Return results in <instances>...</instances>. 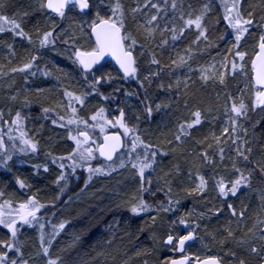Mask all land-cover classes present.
<instances>
[{
    "label": "rangeland",
    "instance_id": "rangeland-1",
    "mask_svg": "<svg viewBox=\"0 0 264 264\" xmlns=\"http://www.w3.org/2000/svg\"><path fill=\"white\" fill-rule=\"evenodd\" d=\"M45 1L0 0V15L7 16L10 20L15 19L28 34L27 37L18 36L11 30L10 25L4 32H0V139H2L0 166L14 161L18 167L31 164L46 170L52 163L53 168L57 170L49 173L53 174L51 177L53 188L51 194L40 193L42 204L59 200L64 192H68L72 186L79 183L80 175L83 176L84 182L82 181L81 187L76 190L75 196L68 198L52 216L50 221H57L55 225L69 221L74 206L84 201L100 203L104 207L102 210L110 207L114 210H125L132 204H138L141 199L144 200L145 191L142 188L147 189L146 191L154 197L164 198L165 200L159 201L158 206L149 208L146 213L156 230L154 237L156 244H161L162 251L168 254L165 260L161 259L157 264H167L176 256L174 247L164 244L169 235L174 236L176 240L191 231L197 237L195 244L187 250V254L191 255L193 260L215 256L229 263L239 261L238 259L241 258L245 264H261L264 261V239H261L264 237L262 231L264 159L261 155L264 148L259 135L262 132L260 124H264L262 121L264 105L262 107L257 105L256 94L261 89L254 84L251 66L260 38L255 47L250 46L251 41L247 42L246 38L254 30L260 31L261 35L264 34V20L261 19L264 17V0L259 4H256L255 0H242L240 4L242 18L251 19L253 23L248 26L249 30L243 34L238 46L236 43L230 45L227 40L217 48L215 46L204 49L201 42H196L190 50L176 46L171 49L172 54L166 55L168 56L166 59L156 60L158 63H153L155 59L147 56L148 53L142 47L138 49L135 46L132 51L136 56L137 71L132 81L128 83H124V78L111 64L102 65L89 74L81 70L75 58L77 50L88 51L95 48L90 28L94 21L99 20L97 14L103 19H116L112 16L116 0H91L92 7L89 12L81 13L77 6H73L66 10L63 16L54 15L46 8H42L41 4ZM178 1L177 8L173 9L172 0H168L167 3L165 0H152V3L161 6L158 19L151 25L155 31L150 37L146 31L149 27L146 21L157 14V9L152 8L150 4L145 7L144 0H128L127 14L134 21L135 35L138 36L142 29L149 40L145 42L151 43L153 38L169 41V38L175 34L173 29L176 31L177 27L183 26L184 13L190 12L186 8L189 6L188 0L183 2L181 0L180 3ZM138 4L141 11L133 13L131 10ZM183 6L185 8L179 10ZM208 6V17L212 14H221L225 19L226 7L231 8V0H214L208 3ZM202 8L203 6L199 5L197 13L201 12ZM125 18L126 13L124 20ZM225 21L227 22L226 19ZM123 30L124 34L134 38L133 29ZM231 30L236 35V30L232 27ZM49 31L52 32L50 40L54 43L41 46L40 41L44 33ZM125 44L128 46L130 41H125ZM146 46L150 45L146 43ZM237 51L245 54L243 60L235 55ZM163 54H165L164 50H162ZM32 57L36 59L32 60ZM181 57L184 63L177 67L173 61L179 64ZM28 63H31L32 67L25 68V64ZM233 64L237 67L234 68ZM13 69L17 70L13 71ZM220 77H223V82ZM96 80L100 82L95 83ZM192 84H198L205 91L207 90L213 101L212 109L197 106L200 110H205L201 124L196 125L202 128V133L199 130L195 131L191 138L194 139L191 140L193 145L190 147L194 166L189 169L172 166L168 158V166L162 169V164L167 165L166 162H162L165 158L164 154H169L171 157L173 146L164 153L160 147L163 143L156 138L157 136L153 137L147 132L150 116L152 117V112L160 116L165 114L166 110L174 114L172 110L177 107L179 99H182L183 93ZM47 86L53 92L49 91ZM122 86L139 87L137 89H141L140 92L143 94V97L139 98L142 94L138 96L136 91L132 90L116 98H121L120 102L123 105L127 104L126 112L130 114L123 118V121L131 129L128 133L116 124L117 121H114V117L120 119L121 110L118 109L117 114L107 110L109 105L118 104L116 100L111 99L110 91L118 87L123 88ZM45 89L48 90L43 92ZM66 93H71L72 96ZM40 95L44 101H48L47 104L39 101ZM75 97H80L83 103L81 104ZM166 99L168 101H165ZM233 103L237 106L243 103L246 106V114L236 116L231 111ZM225 105H228V111L221 118L220 111ZM135 106L142 111L149 107L151 115L148 116L140 110L135 111ZM181 106L183 112L174 121L175 129L178 124L190 123L193 120L194 105L186 101L181 103ZM33 108L40 112L38 113L40 115L32 114L33 117L32 115L26 117L25 112ZM44 109H49L51 112L48 114L53 113L56 118H44L46 117L44 114L47 113ZM100 109L104 110L103 117L93 120L92 117L97 115ZM17 113L20 117L18 122ZM61 117L63 120L60 119ZM70 119L76 120L77 123L68 124ZM108 121L116 126L113 127ZM155 125L156 123L154 128ZM225 128L228 129L227 132L224 131ZM110 129L121 130L126 140V148L114 162L106 163L95 155L94 144ZM81 130L88 131L93 137L92 143H82L80 146V151L88 148L92 150V158L84 161L75 154L76 141L71 139L72 136L78 137V132ZM137 137H139L138 141H136ZM26 140L35 143L36 149L32 150L30 145L25 144ZM133 141H136L134 149ZM197 143L201 145L198 146ZM149 145L155 150V161L151 158V147H147ZM248 149L251 151L249 152ZM238 150L244 152L247 159L240 156ZM46 154L49 155L48 157L51 156V161L48 163H46L47 158L43 160ZM69 154H74L73 160L77 164L75 169H73V160L67 159ZM61 157L64 159H60ZM53 161L57 164L55 165ZM142 162L152 164L151 168H145L143 177L139 175V164ZM61 164L64 165L63 168L60 167ZM89 166L102 168L103 171L90 174ZM241 174L248 178L247 183H242L235 195L229 193L227 197L223 196L219 192V183L223 182L227 187H231V183L239 179ZM61 175L64 176L63 180L59 179ZM90 175L91 179H89ZM200 177L206 182L203 191L197 190ZM182 178L186 182V188L180 191L182 195L176 194L175 186L181 184ZM21 192L18 190L17 194L14 192L7 200L1 201L0 213L18 215L21 211L20 205L30 200L20 194ZM160 193L163 196H160ZM198 194L201 196L194 198ZM209 196L213 199L211 200ZM228 199L233 203L225 208L224 212L218 214L220 223L217 226L222 225V234L227 235L221 242L220 233L209 231L210 228H215V225L210 224V219L203 212V208L210 204H225ZM12 201L18 203L12 204ZM245 202L251 205L250 209L243 205ZM40 212H42L41 208L36 213V219ZM241 212L243 215H240ZM181 220L185 223L181 224ZM39 222L37 220L32 222L31 228L39 231ZM226 224L229 225V230L224 231L223 226ZM60 235L61 233L52 238L56 239ZM63 240L64 243L60 247L67 245ZM241 240L245 243L241 244ZM252 248H256L257 251L253 252ZM142 264L148 262L144 261Z\"/></svg>",
    "mask_w": 264,
    "mask_h": 264
},
{
    "label": "trees",
    "instance_id": "trees-1",
    "mask_svg": "<svg viewBox=\"0 0 264 264\" xmlns=\"http://www.w3.org/2000/svg\"><path fill=\"white\" fill-rule=\"evenodd\" d=\"M261 1L262 0H255V3L259 4ZM178 2L180 3L181 0H179ZM188 2L189 6L186 8H188L190 12L184 13L182 18L183 26L177 27L174 34L178 36V39L173 40L172 38H169V41H167V43L163 45V40L165 39L161 40L160 38H150L152 40L151 43L145 42L149 40L146 38V33L144 32V30L142 32V29L138 36L135 35V29L133 28L134 21L131 20L127 14L129 2L128 0H120V3L123 5L124 13H126L124 28L133 29V39L136 40V44L132 47V49H135L136 47L138 49H141L142 47L148 53L147 56H152L155 61H160L166 59L170 54H172V50L176 48V46L190 50V48H192V46H194L196 42H201L200 44L204 46V49L208 47L215 48V46L217 48L218 46L223 45L226 40L229 41L230 45L236 43V35L232 32L231 26L228 25L221 14H212L210 17H208L207 14H209V11L207 12L202 20V28L205 30L204 36L199 35L201 29H197L194 25L191 27L186 26L185 21L187 19H195L196 16L200 15L201 12L197 13L199 5L204 6L206 3L208 4L214 2V0H188ZM160 6L161 5L159 4V7ZM183 8H185V6L179 8V10H183ZM135 32L137 33V30ZM259 32L254 30L253 32L248 34L246 41H251L250 46H256L257 40L261 35ZM164 36H166V34ZM154 39H156V41H154ZM157 42L161 44H158L161 47L157 45ZM146 43L150 46H146ZM158 49H160L161 51ZM162 50L165 51V54H163L165 56L162 55ZM123 81L124 83H128L132 80L123 79ZM122 87L123 88H114L113 91H110L111 99L116 100L118 104L109 105V108L107 110H112L114 114H117L118 109H120L121 111H123V113L125 112L123 116L125 118L128 117V114H130L126 112L127 104L123 105L120 102L121 98H116L120 97V94L124 96L126 95L127 91L129 92L132 90H135V93L138 96L142 93L140 92L141 89H137L139 87ZM47 90L48 89H45L43 92ZM49 91L53 92V90L51 89ZM206 91L198 84H192L188 88V90L183 93L182 99H179L177 107L175 106V109L172 110L174 111V114H172L171 111L166 110L165 114H160V116L155 115L152 112L151 117V112H148V109H150L149 107L145 108L146 110L142 111L140 109H137L138 106H135V111L140 110L141 112L146 113V115L150 116V121L147 119V121H149V125L146 128L147 132H149L153 137L157 136L156 138L159 139L161 143H163V145H160L162 151L164 153L166 151L168 152L170 146H173L171 157H169V154H164L165 158L162 160V162H166L167 165L162 164V169L168 166L169 161L170 165L181 166L184 169H189L194 166L192 158L193 154L190 153V147H192L193 145V142L191 140L194 139L191 138L193 136L192 134L195 131L199 130L200 133H202V128H198L199 126H195L192 129H188L189 134L183 135L182 137L179 129V126L181 124H178V127L176 129L175 127H173V124L174 121H176V118H178L177 116H179L181 112H183L181 103L186 101H189L194 105L195 108L193 109V113L196 111L201 112L202 120V118H204L203 110L205 109L200 110L199 108L210 107L212 109L213 107V101L212 99H210V94ZM43 94L44 93H42V95ZM52 96H55V94H52ZM141 97H143V94L142 96H139V98ZM39 101H41V103H48V101H44V99H42L41 95ZM165 101H168V99H166ZM114 105H116V107H114ZM197 106L200 107L197 108ZM227 109L228 105H225L224 108H221V118L227 113ZM50 112L51 111L44 114V116L46 117H42L55 119L56 117L53 113L48 114ZM25 113L26 114L24 115H26V117L31 116L32 114L40 115L38 114L40 112L36 111L34 108ZM31 117H33V115ZM262 121H264V118L262 119ZM155 123L156 127L154 128ZM260 128H262V132L260 133L259 137L260 141L263 143L264 148V124H260ZM177 135H180L179 141L175 139ZM199 138L202 139L201 136H199ZM175 143L177 144L174 145ZM200 145L201 144L199 143L198 146ZM150 151L151 158L155 161V156L153 157L152 155L153 153H155L153 147H151ZM261 155L264 159V149H262ZM48 156V154H46V157L42 156L43 160L47 158L46 163L51 161V156ZM168 158L170 159L169 161ZM53 163L55 165L57 164L54 161ZM53 166L54 165L50 163V168L41 170L37 167V165L31 166V164L18 167L14 164V161L10 164L7 163V165L1 164L0 166V195H2L0 196V202L3 200H7L10 194H14V192L15 194H17L19 190L22 191L20 194L27 196L28 200L35 198V200L39 204L44 205V207L41 208L42 212H40L39 217L32 221H40L38 227L39 231L31 228V224H23L22 222L17 224L19 230L17 232L16 238L13 239L11 237V231H9V229H7L4 225H0V241H11L15 243L20 249L19 252H16L15 249L9 251L3 245H0V252H8V261H6V264H9V262L11 260H14V258H17V260H15L16 264H24V262H26V264H48L50 260H56L57 264H142L144 261L148 262V264H157L159 260H165L167 258V252H163L161 244H156L155 242L154 237L156 235V230L153 228L154 226H152V221L149 220L146 215L148 211L141 212L139 214H133L128 207L125 210H114L111 207L109 209L102 210L104 207H102L100 203L99 205L96 202L92 203L89 201H84L83 203H78L76 206H74L72 212L70 213L71 215L69 221L66 220V223H62L64 224V227L62 229L59 228V225H55L57 221H50L52 219V216L55 215L54 213L56 212V210L60 206H62L68 198L75 196L76 190L79 189V187H81L82 183L84 182L83 176L80 175L81 180L79 181V183L75 186H72L68 192H64L59 200H51L52 202L47 201L46 204H42V198L40 199V197L42 196L40 195L46 192L51 194L50 191L53 188L51 181V177L53 174H49L57 171L53 168ZM45 171H47V173H45ZM181 180V184L175 186V188H177L176 194H181L180 191L185 190L186 188V182L183 180V178ZM21 182L23 183V186H21ZM203 195L208 196L206 194ZM160 196L163 195L160 193ZM198 196L201 195L198 194L194 196V198L197 199ZM143 198L144 201L149 205V208L158 206L159 201L165 200L164 198L160 199L159 196L154 197L148 191H145V194H143ZM209 198L211 200L213 199L211 196H209ZM16 203H18V201H12V204ZM232 203L233 202L228 199L225 204H210L206 205L203 208V212L210 219V224L215 225V228H210L209 231L216 234L220 233L221 238H219V240L221 242L225 239V237H227V235H225V233L222 234V225L217 226L220 223L218 220V214L224 212V209L230 207ZM243 205L245 207H248L249 209L251 208V205L247 204L246 202ZM98 206L100 207L97 210ZM94 208L96 209L94 210ZM41 224L43 225V228L40 227ZM228 227V224H226V226L224 225V231H226V229L229 230ZM54 230L55 235L52 234V232L54 233ZM42 233L44 237L43 242L41 241ZM59 233H61V235L58 238L54 239ZM53 236L54 238H52ZM63 239L65 240V242H67V245L65 247H60V245L62 246V243H64L62 242ZM43 248H48L47 254L42 251ZM238 260L239 261L231 262L242 261L241 258H239ZM247 261L249 262V260ZM224 262L226 264H231L226 260H224Z\"/></svg>",
    "mask_w": 264,
    "mask_h": 264
},
{
    "label": "snow or ice",
    "instance_id": "snow-or-ice-1",
    "mask_svg": "<svg viewBox=\"0 0 264 264\" xmlns=\"http://www.w3.org/2000/svg\"><path fill=\"white\" fill-rule=\"evenodd\" d=\"M168 0H165V3H167ZM242 0H231V8L226 7L227 15L225 19L227 20L228 24L231 25L233 29L236 30V45H239V42L243 36L244 33H247L249 30L248 26H251L253 21L251 19H243L241 12H240V4ZM74 3L77 7H79L81 10L88 9L90 7L89 0H47V3H42V8H48L53 9L56 13H58L60 16L64 15V9L65 7L70 4ZM151 5L152 8L157 9V14L152 15L149 19H147L146 24L149 26L147 27L146 31L148 35L151 37L153 32L155 31V28L151 27L154 21L158 19L159 16V10L160 7L158 4L152 3V0H144V6L147 7L148 5ZM171 7L173 9L177 8V0H172ZM133 13L141 11V7L138 4L136 8H133L131 10ZM209 11V6L206 3L203 8L201 9L200 15L196 16L195 19L189 18L185 21V25L188 27L195 26L197 29H201L199 35L204 36L205 30L202 28V20L204 16ZM99 23L93 22L92 25V32L95 36V45L96 47L93 49L92 52H80L77 51L75 53L76 61L80 66H82V69L84 71H90L92 67L95 64H98L99 61L104 57L106 53H110L111 55L115 56L117 62L119 63L120 67L123 69L125 76H134L137 69L135 67L136 61L135 58L132 55V47L136 44V40L133 39L128 34H122V30L124 29V10L123 5L120 3V0H116L115 6L112 9V16L116 17V19H108L105 20L101 17H99ZM251 15V13L249 14ZM264 20V17L261 18ZM11 26V30L16 33L18 36L27 37L28 34L23 31L21 28V25L16 22L15 19H9L7 16L0 15V32H4L7 28V26ZM173 32H175V29H173ZM52 36V32H45L43 35V38L41 39L40 43L41 46H45L46 44L54 41L50 40V37ZM30 39V37H28ZM206 38V37H205ZM173 40L178 39V36L173 35ZM125 41H130V44L126 47ZM164 43H167V41H164ZM9 48H11V45H9ZM237 57H239L241 60L244 59V53L237 51L235 53ZM35 57H32V60H35ZM153 63H158V61H153ZM184 63L183 57L180 58L179 64L176 61H173V64H175L177 67L181 66ZM25 68L32 67L31 63L25 64ZM233 67H237V65L233 64ZM252 67L255 70L256 74V83L258 85H264V35L260 36V42H259V52L256 55V59L252 62ZM17 69H13V71H16ZM23 70V69H21ZM46 75L48 73H45ZM205 79L207 77H204ZM221 82H223V77H220ZM99 80H96L95 83H99ZM69 96H72L71 93H66ZM257 105H264V92H258L257 94ZM76 100H78L81 104L83 103V100L80 97H75ZM246 106L243 103H240L239 106H237L235 103H233L231 107V111L236 115H244L246 114ZM45 112H48L49 109H44ZM73 112H75V109H73ZM103 109H100L99 113L97 115H94L92 117L93 120H96L98 117H103ZM148 112H151V109H148ZM193 120L190 123L181 124L179 126L180 133L182 135H187L188 129H192L196 125L201 124V112L196 111L193 114ZM124 113L121 111L120 113V119L117 120L116 124L119 125V127L123 128L125 133H128L131 131L127 127V125L123 121ZM19 113H17V122L19 121ZM63 120V117L60 118ZM55 123V121H53ZM77 123L76 120L70 119L68 120V124H74ZM80 123H86V121H80ZM110 125L115 127L116 125L112 124L111 121H108ZM225 132L228 131L227 128L224 129ZM233 131H235V128H233ZM23 135V134H22ZM83 137V140L78 138L77 136H72L71 139L76 141V152L79 156V159L89 160L92 158V150L91 148L85 149L84 151H80V146L82 143H86L88 140L86 133L80 134ZM177 141L180 140V135H177L175 137ZM139 140V137L136 138V141ZM136 141H133V149L136 147ZM0 143H2V139H0ZM142 143V142H141ZM25 144L30 145L32 150L36 149V144L32 143L31 141H25ZM121 146L120 143V136H110L105 137V143L102 147L98 148L99 154L101 156H105L108 160H112L113 153L117 150L118 147ZM147 147H151L150 145ZM23 151V149H22ZM250 152L251 149H248ZM221 152H223V149H221ZM239 155L244 157V159H247V156L244 155V152L239 151ZM74 154H69L67 159L73 160ZM153 157L155 156V153L152 154ZM10 158V157H9ZM60 159H64V157H61ZM147 159V157H145ZM122 166V165H121ZM137 165H134L136 167ZM61 168L64 167L63 164L60 165ZM77 167L76 161L73 160V169ZM151 163H140L139 164V175L143 177L145 168H151ZM88 171L90 174H95L98 172H102V168H92L89 166ZM264 171V169H262ZM237 172H239V169H237ZM250 175V174H249ZM60 180L64 179V176L61 175ZM89 179H91V175L89 176ZM248 178L243 176V174L240 175V178L235 180L231 183V187H227L223 182L219 183V192L227 197L229 193L232 195L236 194V191L240 187L242 183H247ZM59 182V181H57ZM206 182L204 181L203 177H200V183L197 185L198 191H203L205 187ZM21 186H23V183L21 182ZM142 190L146 191L147 189ZM44 207V205L39 204L34 198L30 199L26 204L20 205L21 211L18 212L19 220L23 222V224H31L33 220L36 219V213L40 210V208ZM149 210V205L141 199L138 204H132L130 206V211L133 214H139L141 212H145ZM167 210V209H165ZM233 214L235 215V210L233 209ZM240 215H243V212L240 213ZM181 224H184L185 221L181 220ZM0 225H4L6 228L11 230V237L13 239L16 238L18 227H17V220L11 216V214H4L0 213ZM41 228H43V225H40ZM64 224H60L59 228H63ZM53 235H55V230ZM231 235V233H230ZM194 238L193 233L190 232L188 235L178 238V245L179 250L183 251L184 244L186 241L192 240ZM43 233L41 234V241L43 242ZM261 239H264V237H261ZM174 240V237L169 235L167 238V243L171 244ZM241 244L245 243V241L241 240ZM0 245H3L5 248H7L9 251L15 249L16 252H19L20 249L17 247V245L11 241H0ZM42 251L47 254L48 248H43ZM253 252H256V248H252ZM232 255H235L232 253ZM188 260V257H185L182 260H172L170 262H167V264H186ZM6 261H8V252H0V264H6ZM9 264H16L15 260H11ZM26 264V262H24ZM48 264H57L56 260H50ZM204 264H221V261L219 258H210L209 260H206ZM240 264H244V261H240Z\"/></svg>",
    "mask_w": 264,
    "mask_h": 264
},
{
    "label": "water",
    "instance_id": "water-1",
    "mask_svg": "<svg viewBox=\"0 0 264 264\" xmlns=\"http://www.w3.org/2000/svg\"><path fill=\"white\" fill-rule=\"evenodd\" d=\"M45 3H47V0L45 1ZM75 4L74 3H70V4H68L66 7H65V9H64V11L65 10H67L69 7H71V6H74ZM89 5H90V7L88 8V9H84V10H81L80 8V11L81 12H83V13H86V12H88L89 10H90V8H91V3H90V0H89ZM50 13H53V14H58V13H56L53 9H48V8H46ZM105 20H108V19H105ZM96 23H99V21H97ZM263 30H264V24H263ZM122 34H123V30H122ZM91 36H92V38H93V40H94V42H95V36H94V33L92 32V27H91ZM260 42V41H259ZM126 46V45H125ZM78 51H80V52H92L93 50H90V51H83V50H78ZM77 52V51H76ZM259 52V44H258V47H257V52L254 54V56H253V58H252V61H251V66H252V62L256 59V55H257V53ZM132 55H133V57L135 58V56H134V53L132 52ZM76 58V57H75ZM136 61V60H135ZM108 62H111L113 65H114V67L117 69V71L119 72V73H121L126 79H130V78H132L133 76H125V74H124V71H123V69L120 67V65H119V63L117 62V60H116V58H115V56H113V55H111L110 53H106L105 55H104V57L99 61V63L98 64H95L93 67H92V69L90 70V71H92V70H94V69H96L97 67H99V66H101V65H103V64H105V63H108ZM135 67H136V64H135ZM81 68H82V66H81ZM83 70V69H82ZM84 71V70H83ZM87 72H89V71H87ZM252 78H253V81H254V84L257 86V87H259V88H261V91L260 92H264V85H258L257 83H256V74H255V70L253 69V67H252ZM256 99H257V96H256ZM259 107H262L263 105H258ZM81 133H86L87 134V137H88V140H87V142H90V140H91V136L89 135V133H87V132H80L79 133V136L80 137H82L80 134ZM115 135H119L120 136V143H121V146L120 147H118L117 148V150L113 153V156H112V160H108L105 156H101L100 154H99V156L103 159V160H105V161H107V162H112V161H114L115 159H116V157H117V155L124 149V147H125V140H124V137L122 136V134L119 132V131H111V132H108V133H106L104 136H103V138H102V141H101V143L99 144V146H98V148L99 147H102L103 145H104V143H105V137H110V136H115ZM83 138V137H82ZM98 153H99V151H98ZM184 227H186L185 225H183ZM263 232H264V226H263ZM192 233H193V236H194V238L192 239V240H189V241H186L185 242V244H184V248H183V251H180L179 250V245H178V242H177V244H176V252H177V254L179 255L178 257H176V258H173V259H171L170 261H172V260H182V259H184L185 257H188V260H187V262H186V264H190V262H191V256L190 255H185V253H186V251H187V249L190 247V246H192L195 242H196V235H195V233L193 232V231H191ZM188 235V234H187ZM172 236V235H171ZM174 237V236H173ZM174 242H175V237H174V240H173V242L171 243V244H168L167 243V238L165 239V244H167V245H173L174 244ZM210 258H214V257H208V258H204V259H201V260H197V261H195L194 262V264H204V262L206 261V260H209ZM215 258H217V257H215ZM169 261V262H170ZM221 264H223L222 262H221ZM262 264H264V262L262 263Z\"/></svg>",
    "mask_w": 264,
    "mask_h": 264
},
{
    "label": "flooded vegetation",
    "instance_id": "flooded-vegetation-1",
    "mask_svg": "<svg viewBox=\"0 0 264 264\" xmlns=\"http://www.w3.org/2000/svg\"><path fill=\"white\" fill-rule=\"evenodd\" d=\"M118 119L117 118H114V121H117ZM110 130H112V129H110ZM110 130H108V131H110ZM92 136V135H91ZM83 140V139H82ZM93 142V137L91 138V142H89V143H92ZM96 143L94 144V148H95V155L97 156H99V154H98V146H99V144H100V142H101V140L99 141V140H97V141H95ZM89 143H85V144H89ZM7 215V214H6ZM13 218H15L16 220H17V224H19V223H22V221H20L19 220V217L17 218L16 216H18V215H16V214H12L11 215ZM238 263H240V262H234V263H231V264H238ZM245 264V263H244Z\"/></svg>",
    "mask_w": 264,
    "mask_h": 264
}]
</instances>
